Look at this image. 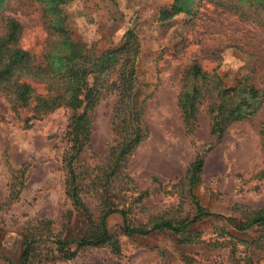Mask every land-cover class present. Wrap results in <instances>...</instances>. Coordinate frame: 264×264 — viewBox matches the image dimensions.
Here are the masks:
<instances>
[{
	"label": "rangeland",
	"instance_id": "obj_1",
	"mask_svg": "<svg viewBox=\"0 0 264 264\" xmlns=\"http://www.w3.org/2000/svg\"><path fill=\"white\" fill-rule=\"evenodd\" d=\"M176 1L0 0V37L17 21V47L32 57L0 83V264H24L28 245L26 264H264V226L235 228L264 208V8L179 0L176 12ZM71 48L85 69L111 55L87 78L97 95L77 148L73 121L85 109L68 104ZM245 83L259 91L256 112L215 133L221 100ZM183 104L195 116L189 126ZM196 203L218 217L181 236L129 235L115 213L106 224L116 245L78 244L100 236L110 210L150 229L192 220Z\"/></svg>",
	"mask_w": 264,
	"mask_h": 264
},
{
	"label": "trees",
	"instance_id": "obj_2",
	"mask_svg": "<svg viewBox=\"0 0 264 264\" xmlns=\"http://www.w3.org/2000/svg\"><path fill=\"white\" fill-rule=\"evenodd\" d=\"M257 1L258 5L264 8V0H250ZM177 2V1H176ZM174 10L180 12L183 10V7L178 0ZM170 16L169 11L164 12V20ZM19 29L20 24L11 19L9 35L0 37V83L7 81L13 77L17 71H28L32 64V57L30 53L26 50H23L20 47H17L19 41ZM81 54H75L73 49H70V52L64 58V67L66 65L65 71L63 74L68 82L69 91L72 93V97L68 104L72 109L77 112L81 107L85 109V112L78 116L75 115L73 125L75 128V140L74 144L77 148L79 145H82L89 138V123L87 119V110L92 106V100H96V89L94 87H89L87 78L90 74L95 75L98 70H100L106 63L111 61V55L109 53L102 56V61L95 63L92 69H85L80 64H77L74 61H77ZM194 71L197 76H201L200 68L194 67ZM20 90V103L27 104L29 93L31 88L24 84L19 88ZM86 90L84 99H81V94ZM198 94V90L195 88L190 97H188V104L191 106L189 100L192 102L195 100ZM243 95V98L240 101H232L237 95ZM50 103V102H47ZM259 91L252 83H245L240 87L238 91L235 92V95L231 97L228 101L225 99L219 104L217 109V115L214 118V131L215 133H222L225 130V127L231 124L234 121L243 119V116L247 113V110H251V114L255 113L259 106ZM184 109L186 110L185 116L188 126L194 122L195 116L192 108H187L186 104H183ZM264 134V133H263ZM204 166V161L200 160L195 162L190 169V180H194L197 174H200ZM120 213L124 218L125 233L129 235H140L147 236L156 231L169 230L175 235L181 236L188 228L195 225L197 222L204 218L209 217H218L211 213H207L203 208L196 203V215L195 217L183 223H174L172 221H163L158 224H155L150 229H135L133 228L128 221L127 213L125 211L110 210L104 216L101 226V234L95 239H86L78 242L81 247H99L107 244L116 245V242L113 241V238L109 234L107 229V219L110 215ZM255 226H264V208L249 215L246 219L242 220L238 225H235V228L240 232H246ZM62 246H66L69 243L60 242ZM31 255V247L28 245L23 254V261L26 264Z\"/></svg>",
	"mask_w": 264,
	"mask_h": 264
}]
</instances>
